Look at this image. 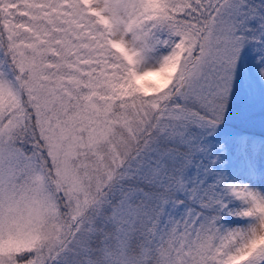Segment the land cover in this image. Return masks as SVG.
<instances>
[{
	"label": "snow or ice",
	"instance_id": "obj_1",
	"mask_svg": "<svg viewBox=\"0 0 264 264\" xmlns=\"http://www.w3.org/2000/svg\"><path fill=\"white\" fill-rule=\"evenodd\" d=\"M0 264H264V0H0Z\"/></svg>",
	"mask_w": 264,
	"mask_h": 264
}]
</instances>
